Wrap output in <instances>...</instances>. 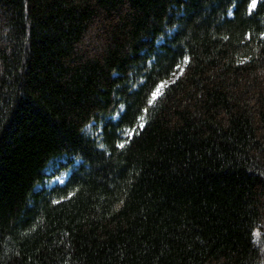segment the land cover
<instances>
[{
	"label": "trees",
	"instance_id": "1",
	"mask_svg": "<svg viewBox=\"0 0 264 264\" xmlns=\"http://www.w3.org/2000/svg\"><path fill=\"white\" fill-rule=\"evenodd\" d=\"M250 4L0 0V264H264Z\"/></svg>",
	"mask_w": 264,
	"mask_h": 264
},
{
	"label": "snow or ice",
	"instance_id": "2",
	"mask_svg": "<svg viewBox=\"0 0 264 264\" xmlns=\"http://www.w3.org/2000/svg\"><path fill=\"white\" fill-rule=\"evenodd\" d=\"M257 5V0H251V4L249 6V9L248 11L251 12L252 9H254ZM163 86V82H161V85L159 87H157L153 92H152V99H149L148 100V103H152L153 102V99L159 94V90H160V87ZM145 111H147V109H145ZM144 118L143 117H140V120H143ZM142 126V125H141ZM121 147H123V144L120 145Z\"/></svg>",
	"mask_w": 264,
	"mask_h": 264
},
{
	"label": "rangeland",
	"instance_id": "3",
	"mask_svg": "<svg viewBox=\"0 0 264 264\" xmlns=\"http://www.w3.org/2000/svg\"><path fill=\"white\" fill-rule=\"evenodd\" d=\"M168 83H169V81L163 83V86L160 87L159 94H160L162 88H164V86H166ZM157 96H158V95H157ZM68 175H69V174L66 175V173H64L63 175H61V176L55 178L54 181H53V183H52L51 185L63 184V183L66 181Z\"/></svg>",
	"mask_w": 264,
	"mask_h": 264
}]
</instances>
